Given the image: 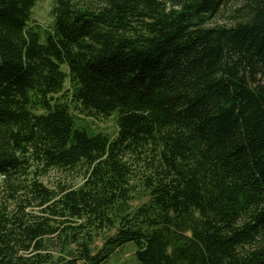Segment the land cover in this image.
<instances>
[{
    "label": "trees",
    "instance_id": "16d2710c",
    "mask_svg": "<svg viewBox=\"0 0 264 264\" xmlns=\"http://www.w3.org/2000/svg\"><path fill=\"white\" fill-rule=\"evenodd\" d=\"M37 1L0 0V264H264V0Z\"/></svg>",
    "mask_w": 264,
    "mask_h": 264
},
{
    "label": "rangeland",
    "instance_id": "374dc122",
    "mask_svg": "<svg viewBox=\"0 0 264 264\" xmlns=\"http://www.w3.org/2000/svg\"><path fill=\"white\" fill-rule=\"evenodd\" d=\"M54 5V0H38L31 12L30 25L38 26L41 30H48L51 27L53 17L51 14ZM215 21H218L217 19ZM62 70L66 71V66H62ZM65 89H68V83H65ZM73 114L78 117L77 124L80 127L86 128L92 133H102L110 138H113L117 134L116 114H112L109 117H87L83 114H78L77 111L72 110ZM71 180L76 179V182H80V178L77 174L71 172L70 174H64L58 170L51 171L47 178L46 183L53 186L57 183V180L63 178ZM136 204V203H135ZM134 204V205H135ZM101 246L100 239L96 240L92 245L95 252ZM136 245L134 243H127L120 248L116 249L111 257L103 264H139L135 258Z\"/></svg>",
    "mask_w": 264,
    "mask_h": 264
}]
</instances>
